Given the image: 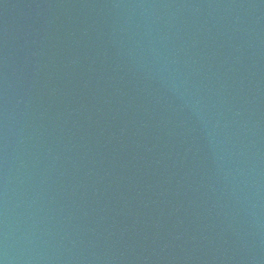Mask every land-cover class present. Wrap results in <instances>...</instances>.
Wrapping results in <instances>:
<instances>
[{"label": "water", "instance_id": "1", "mask_svg": "<svg viewBox=\"0 0 264 264\" xmlns=\"http://www.w3.org/2000/svg\"><path fill=\"white\" fill-rule=\"evenodd\" d=\"M0 264H264V0H0Z\"/></svg>", "mask_w": 264, "mask_h": 264}]
</instances>
